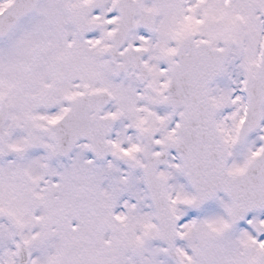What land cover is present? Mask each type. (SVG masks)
<instances>
[{
  "label": "snow or ice",
  "instance_id": "1",
  "mask_svg": "<svg viewBox=\"0 0 264 264\" xmlns=\"http://www.w3.org/2000/svg\"><path fill=\"white\" fill-rule=\"evenodd\" d=\"M0 264H264V0H0Z\"/></svg>",
  "mask_w": 264,
  "mask_h": 264
}]
</instances>
